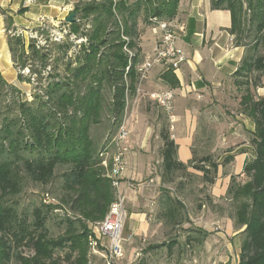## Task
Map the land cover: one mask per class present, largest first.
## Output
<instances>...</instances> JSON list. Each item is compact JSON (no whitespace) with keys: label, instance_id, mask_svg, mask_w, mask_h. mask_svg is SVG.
<instances>
[{"label":"trees","instance_id":"1","mask_svg":"<svg viewBox=\"0 0 264 264\" xmlns=\"http://www.w3.org/2000/svg\"><path fill=\"white\" fill-rule=\"evenodd\" d=\"M179 1L92 0L75 6V21L64 23L68 32L60 42L49 40V27L35 29L46 41L39 48L35 40L25 44L23 37L8 36L15 69L28 66L37 79L32 100H26L0 74V100L12 97L20 104L18 117L8 120L6 113L1 120L5 128L0 139V264L89 263V238L115 200L100 155L111 149L126 101L136 95L138 67L144 56L140 47L142 34L150 30L152 18L175 21ZM210 5L214 10L230 12L229 33L234 44L245 49L232 80L235 87L243 89L238 103L241 113L254 124L253 155L243 167L245 178L231 176L226 194L234 225L243 229L244 235L237 264H264V97L253 95L264 75V56L259 54L260 49L264 50V0H210ZM77 39L83 41L77 45ZM53 47L69 58L63 76L52 73ZM255 72L260 75L252 81L250 75ZM18 77L28 82L22 75ZM160 78L170 88L178 86L170 69ZM106 90V112L114 132L100 145L92 139L90 129L101 122ZM36 99L43 108L31 107ZM159 137L163 185L158 197L159 216L175 223L183 206L165 185L173 183L178 172L187 173L192 167L201 173L202 183L210 187L219 164L205 157L200 160L202 165H195L193 150L192 159L183 164L177 160V146L167 126L161 128ZM230 159L228 156L222 163ZM22 169L41 186L58 184L59 194L52 189L42 192L28 217L22 216L12 202L22 191ZM52 217L64 226V232L56 238L49 235L47 228ZM198 232L207 235L202 230ZM24 247L30 250L29 255L20 252ZM60 252L63 257L57 256Z\"/></svg>","mask_w":264,"mask_h":264},{"label":"crops","instance_id":"2","mask_svg":"<svg viewBox=\"0 0 264 264\" xmlns=\"http://www.w3.org/2000/svg\"><path fill=\"white\" fill-rule=\"evenodd\" d=\"M89 1L92 0H35L34 3L26 5L24 0H0V74L4 81L19 91L26 90L25 82L19 79L9 51L8 28L34 30L41 24L57 28L66 23V18L72 14L77 4ZM175 23L180 26L176 47L186 58L173 72L178 86L170 88L164 84L160 77L167 68L157 65L139 81L135 98L148 97L154 102L152 94L165 90L172 92L174 118L167 128L177 146V160L187 164L192 159L196 136L207 135L206 122L200 124L202 116L215 113L213 99L232 80L245 55V49L237 47L229 33L230 12L212 9L210 0H180ZM153 45L154 38L150 31L146 30L140 42L143 55L150 52ZM257 95L264 97V86L257 89ZM218 115L221 116L220 112ZM125 119L128 121L130 135L126 169L120 184L128 214L124 232L127 238L131 239L150 237L155 234V230L148 220L147 213L150 204L159 197L163 188L159 169L162 161L158 151L162 148V141L157 127L153 123H146L143 117L139 118L137 124L133 122L134 115L128 118L125 114ZM211 127L216 129V132L219 128L222 130L221 134H226L232 141L241 138L237 147L232 151L227 150L223 160L230 156L232 161L221 170L218 169L215 182L208 190L212 208L214 206L217 209L218 204L221 205V202L226 200L231 176L242 175L243 169L239 174H235L233 166L238 160H242L244 167L247 151H250L252 158L248 139L252 137L254 124L240 113L232 121L221 117L217 123H212ZM199 139L201 140L200 137ZM230 146L232 147V143ZM225 176L227 178H224ZM130 184L133 188L129 187ZM209 209L211 211V208ZM224 218L225 228L232 233V217ZM101 243L105 245L107 240L102 239ZM123 252L125 258V248Z\"/></svg>","mask_w":264,"mask_h":264},{"label":"rangeland","instance_id":"3","mask_svg":"<svg viewBox=\"0 0 264 264\" xmlns=\"http://www.w3.org/2000/svg\"><path fill=\"white\" fill-rule=\"evenodd\" d=\"M134 0H131V2ZM246 3V0H242ZM246 6V4H245ZM249 18V13H246V19ZM141 20V19H140ZM89 22V21H87ZM142 24V23H141ZM88 25V24H87ZM143 25V24H142ZM88 27V26H87ZM143 27V26H142ZM89 28V27H88ZM57 30V31H56ZM68 31V25H60L55 28L56 32ZM149 30V29H147ZM245 41H249L248 38ZM81 39L75 44L79 45ZM27 44V42H26ZM53 74L59 73L64 75L63 70L69 61L68 57L62 55L57 47H53L51 50ZM259 54L264 56V50L260 49ZM260 73H252L250 75L251 80L258 77ZM240 80V79H238ZM26 89L29 87L27 83H24ZM264 86V75L260 80V87ZM83 88V86H81ZM138 91V90H137ZM138 92H136L137 95ZM135 95V97H136ZM243 95V89L235 87L233 80L228 82L221 93L213 99L214 112L213 114L206 113L202 116L200 124L206 122V134L196 136L193 144V151L195 155V165H202L200 160L205 157H210L213 162H223V158L226 156L227 150L232 151L240 144V140H231L226 134L222 135L219 128L214 129L212 123H217L221 117L232 121V119L242 112V108L239 107V100ZM255 98H258L257 90L253 93ZM130 98L126 102L125 114L129 118L130 115H134V124H137L140 117L146 123H153L157 127V131L160 133L161 128L165 125H169V121L165 114L158 108L156 102L149 100L148 97ZM109 98V92L105 91L104 107L101 113V122L94 125L90 129V135L92 139L99 142L102 145L104 138L113 134V126L110 124L109 115L106 112L107 100ZM19 99H13L9 97L7 101L0 100V139L2 136L3 127L1 120L4 119L6 113L8 120L13 119L14 116L18 117ZM41 106L39 100L31 102V107L38 108ZM42 107V106H41ZM43 108V107H42ZM210 106H208L209 111ZM221 114L219 116L218 114ZM211 113V112H210ZM124 114V115H125ZM242 114V113H241ZM128 123V121H127ZM209 125V126H208ZM208 126V127H207ZM201 138V140L199 139ZM160 138V137H159ZM232 143V147L230 146ZM249 145H251V138L248 139ZM228 144V145H226ZM159 148L158 151H160ZM252 150V146L249 148ZM230 153V152H229ZM247 160L251 159L250 151L246 152ZM25 158L29 157L27 153H21ZM3 156H0V159ZM220 164L221 167H226L231 163ZM207 165V164H205ZM219 165V166H220ZM161 173V165L159 164ZM243 169L242 160H238L233 166L235 174H239ZM187 173L178 172L179 176L173 183L166 184L171 195L177 198L182 208L179 209L180 217L174 222L168 219H162L159 216V204L158 198L154 200V203L150 204L147 217L152 226H154L155 234L150 237H141L136 239L127 238V234L123 229V242L122 248H125L126 256L123 260L114 264H237L239 261L240 246L244 238L241 230H238L233 224L232 233L225 228V216H232V207L228 200L218 204L217 209L212 208L209 202L208 190L210 187L204 185L201 181V173L189 167ZM22 191L16 195L12 202L17 207L18 212L28 217L31 209L37 204L39 196L45 190L52 189L56 194L59 192L56 190L58 184L56 182H50L46 186H41L31 181L22 169ZM224 178H227L226 176ZM240 178H245L243 175ZM244 180V179H243ZM181 184V185H180ZM219 185V184H218ZM161 194V193H160ZM160 196V195H158ZM11 198V197H10ZM9 197L7 198V200ZM211 208V211L210 209ZM127 222V220H126ZM125 222V225H126ZM47 228L49 235L52 237H58L64 232V226L59 221L52 217L48 220ZM202 230L207 233L204 236L198 231ZM243 230V229H242ZM154 233V232H153ZM170 246V247H169ZM24 255H29L30 250L24 247L21 251ZM63 252L58 253L57 256L63 257ZM10 264H15L12 261ZM88 264H106L105 260L98 254L92 253L90 250L89 263Z\"/></svg>","mask_w":264,"mask_h":264},{"label":"built area","instance_id":"4","mask_svg":"<svg viewBox=\"0 0 264 264\" xmlns=\"http://www.w3.org/2000/svg\"><path fill=\"white\" fill-rule=\"evenodd\" d=\"M34 1L24 0V3L29 5L34 3ZM44 27H46L45 24H41L39 28ZM51 29L49 40L53 42H60L68 32L61 30V33L56 32L55 28ZM149 31L154 38V45L151 51L144 55L142 63L138 67L139 81L144 79L151 69L157 65L164 66L167 70L170 69L174 72L186 61L183 52L176 47L180 26L175 21L167 22L158 18H152ZM7 35L23 37L25 44L26 42L28 44L30 40H35L38 48L46 44L45 39L35 29L23 30L16 28L13 31H7ZM16 71L18 75L20 74L28 80L26 83L29 88L20 91L21 97L26 100H32L33 86L36 85L37 76L30 74L28 66ZM173 97L172 92L169 90L159 91L151 96L170 123L173 122L174 118ZM129 135L130 131L124 115L116 133L111 139V149L100 155L103 159L101 164L107 169L106 176L111 181V186L115 192V200L111 203L105 218L96 224L94 236L89 238V246L92 253L101 256L106 264H114L124 259L122 234L128 214L125 198L120 191V184L122 175L126 169ZM129 187L133 188L131 184ZM102 239L107 240L105 245L101 243Z\"/></svg>","mask_w":264,"mask_h":264},{"label":"water","instance_id":"5","mask_svg":"<svg viewBox=\"0 0 264 264\" xmlns=\"http://www.w3.org/2000/svg\"><path fill=\"white\" fill-rule=\"evenodd\" d=\"M75 14L74 13H72V14H70L67 18H66V23H68V24H71L72 22H74L75 21Z\"/></svg>","mask_w":264,"mask_h":264}]
</instances>
